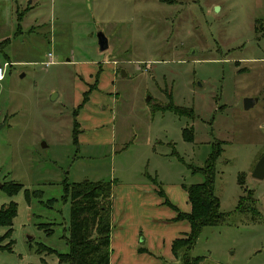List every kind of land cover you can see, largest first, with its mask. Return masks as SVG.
<instances>
[{
    "label": "rangeland",
    "instance_id": "rangeland-1",
    "mask_svg": "<svg viewBox=\"0 0 264 264\" xmlns=\"http://www.w3.org/2000/svg\"><path fill=\"white\" fill-rule=\"evenodd\" d=\"M98 32L108 41L104 52ZM48 53L54 63L44 67ZM6 61L0 206L15 203L17 215L0 264L58 263L38 245L69 251L65 183L112 182L123 216L128 198L163 201L144 186L152 185L149 175L187 212L183 186L204 181L195 169L219 143L214 192L220 212L231 215L202 230L191 256L201 264H264V179L253 177L264 156V0H0V65ZM89 88L75 138L73 112ZM168 94L194 118L156 111ZM245 99L253 101L247 109ZM188 127L192 141L182 135ZM10 182L22 187L13 196L1 189ZM246 188L256 217L234 214ZM137 209L166 218L152 221L161 234L185 229L167 220L173 212L164 205ZM7 230L0 227V237Z\"/></svg>",
    "mask_w": 264,
    "mask_h": 264
},
{
    "label": "trees",
    "instance_id": "trees-1",
    "mask_svg": "<svg viewBox=\"0 0 264 264\" xmlns=\"http://www.w3.org/2000/svg\"><path fill=\"white\" fill-rule=\"evenodd\" d=\"M24 14L21 13L19 16ZM99 73L96 75L98 81ZM92 88H89L82 96L81 103L73 112L75 138L79 134V125L76 117L80 109L87 103ZM161 111H168L174 114H186L194 118L193 109H184L173 105L171 95L168 94V104L155 108ZM183 138L186 141H192L194 137L193 127L183 129ZM220 143L214 146V151L206 161L204 168L195 169L203 175L204 181L200 184L183 186L190 204V212L182 213L173 205L162 187L152 180L156 186L157 195L163 199V205L176 213L172 221H186L189 224V232L175 239L171 244V253L175 259L174 262L165 260L159 264H201V257L191 256V251L205 227H214L224 224L231 214L220 212L219 200L214 192V165L217 157L221 154ZM238 177V184H242ZM239 181L241 183H239ZM22 187L15 183H6L1 187L9 196L19 192ZM245 188V186H244ZM26 200L29 201V192L25 191ZM237 202L234 214H250L256 217L258 212L254 207L253 190H244ZM63 200H69V237L67 246L69 251L65 254H58L55 251L43 245L37 246V253L44 252L55 253L57 255V264H110V235H111V213H112V182L104 181H84L82 183H65L63 191ZM17 215L16 204L10 202L8 205L0 206V227L8 228L6 234L0 237V251H11L12 241L8 244H1L5 238L12 233V222ZM39 229H43L42 226ZM50 235L51 231H46Z\"/></svg>",
    "mask_w": 264,
    "mask_h": 264
},
{
    "label": "crops",
    "instance_id": "crops-1",
    "mask_svg": "<svg viewBox=\"0 0 264 264\" xmlns=\"http://www.w3.org/2000/svg\"><path fill=\"white\" fill-rule=\"evenodd\" d=\"M30 5L31 3L23 11L24 15L30 9H32V6ZM4 63H7L8 67L9 65H11V62L6 61ZM86 104L84 106H86ZM2 123L6 124L5 120ZM147 178L152 183V185H144V186H146L148 190L150 189V191L157 197L158 196L156 193L157 188L152 182V180L155 179L149 175H147ZM131 191L137 194V189L131 188ZM165 195L167 196L166 193ZM136 196H137L136 201H131L129 198L127 199L126 204L128 205L129 209L126 211V214L123 216H121L120 212L117 213V210L115 208V201L112 196L110 264H159L160 261L162 260L168 262H174L175 259L171 253V244L175 239L184 237V235H186L189 232V224L186 221H179V222L172 221L173 218L176 216V213L172 211L173 215H171V217H169L167 220L171 221L173 225H177L179 223H186L185 229H183V231H177L178 226H173L172 228H168V230L173 231L175 234L172 232H169L167 234L165 233L161 234L158 231L159 227H155L156 228L155 235L151 234L150 231L152 229H154L152 233H154L155 231L154 226L159 225L152 223V221L156 223L159 222L160 220H166V218L161 217L159 215H151V214L144 216L143 215L144 211L138 210L137 208L144 209V207L147 204L160 206L163 205V201L160 202L158 200H155L154 203L152 201L151 203H149V201L147 202L143 199H140L139 195ZM158 198L160 197L158 196ZM180 212L189 213L190 204L187 212H183V211ZM160 245L162 248L164 247L165 249L164 251H159ZM127 256L130 257L129 260L127 259ZM137 260H140L139 262L142 263H135L138 262Z\"/></svg>",
    "mask_w": 264,
    "mask_h": 264
},
{
    "label": "water",
    "instance_id": "water-1",
    "mask_svg": "<svg viewBox=\"0 0 264 264\" xmlns=\"http://www.w3.org/2000/svg\"><path fill=\"white\" fill-rule=\"evenodd\" d=\"M97 43L99 50L101 52H104L108 48V41L107 38L101 33H97ZM121 76L125 77V73L121 71ZM56 94H52L51 100L55 99ZM147 101H149V98H147ZM253 104V101L250 99H245L243 102L244 108L247 109L249 106ZM5 124L0 125V129L3 128ZM253 177L258 180H263L264 179V156L261 157L257 165L255 166Z\"/></svg>",
    "mask_w": 264,
    "mask_h": 264
},
{
    "label": "built area",
    "instance_id": "built-area-1",
    "mask_svg": "<svg viewBox=\"0 0 264 264\" xmlns=\"http://www.w3.org/2000/svg\"><path fill=\"white\" fill-rule=\"evenodd\" d=\"M53 58H52V53H48L46 55L45 61L42 63L44 67H49L53 64ZM8 64L4 63L3 65H0V82L3 81L6 75Z\"/></svg>",
    "mask_w": 264,
    "mask_h": 264
}]
</instances>
